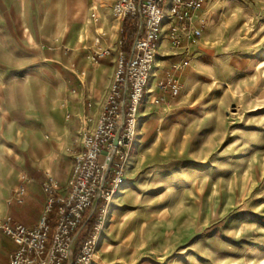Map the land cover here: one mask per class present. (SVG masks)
I'll use <instances>...</instances> for the list:
<instances>
[{
  "label": "rangeland",
  "instance_id": "rangeland-1",
  "mask_svg": "<svg viewBox=\"0 0 264 264\" xmlns=\"http://www.w3.org/2000/svg\"><path fill=\"white\" fill-rule=\"evenodd\" d=\"M10 4L0 0V192L11 190L19 178L10 197L21 205L27 197L23 172L31 150L25 139L29 126L20 112L27 91L33 84L55 89L62 58L72 59L74 40L96 62L110 50L100 37L90 40L84 28L86 20L101 16L95 11L22 14L10 13ZM113 6L112 18L121 26L113 79L98 116L82 121L66 192L51 176L43 181L41 216L47 180L57 184L56 195L71 193L74 163L83 153L84 135L102 114L118 58L133 55L139 26L132 19L114 18ZM129 26L134 28L131 39L124 33ZM172 26L176 23L164 24L157 42L133 145L123 160L108 163L104 175L109 182L114 167L123 163L122 188L84 214L74 234V252L91 237L96 218L108 206L91 264H264V0H203L193 19L201 35L195 41L185 37L179 46L170 39ZM164 41L175 53L168 57L165 75L153 81ZM169 80L177 83V95L160 86ZM41 95L42 100L55 99L56 93ZM106 152L105 146L100 166L106 165ZM5 218L19 223L10 216L0 220ZM38 222L19 224L34 227ZM7 238L11 240L0 231V264H10L15 250L10 253Z\"/></svg>",
  "mask_w": 264,
  "mask_h": 264
},
{
  "label": "built area",
  "instance_id": "built-area-1",
  "mask_svg": "<svg viewBox=\"0 0 264 264\" xmlns=\"http://www.w3.org/2000/svg\"><path fill=\"white\" fill-rule=\"evenodd\" d=\"M202 3L203 0H115L114 18L119 21L132 19L139 26L133 55L129 60L123 54L118 58L116 76L102 114L95 129L84 135L83 153L74 163L71 193L66 197L56 195L57 184L49 179L44 184L47 195L44 213L36 226L26 227L11 218L0 220V231L16 246L10 264H91L102 236L108 206L101 209L93 234L84 240L77 253L74 252V234L79 230L84 214L96 207L99 200L110 201L123 184V163L114 167L109 182L105 183L104 175L108 163L118 157L123 160L126 149L132 147L136 138L138 112L150 82L164 24L167 21L171 25L176 23L170 30V39L175 46H179L185 37L195 41L201 30L193 27V19ZM160 86L172 95L179 92L177 83L172 80ZM117 130L121 131L116 135ZM105 146L107 162L100 166L98 157ZM19 196H23V190Z\"/></svg>",
  "mask_w": 264,
  "mask_h": 264
},
{
  "label": "crops",
  "instance_id": "crops-1",
  "mask_svg": "<svg viewBox=\"0 0 264 264\" xmlns=\"http://www.w3.org/2000/svg\"><path fill=\"white\" fill-rule=\"evenodd\" d=\"M114 1L91 0L86 4L76 0L68 5L66 0H11L8 6L10 13L97 12L101 16L83 21L84 28L89 30L90 40L100 37L103 45L110 51L106 59L96 62L90 52H82L81 42L74 40L72 59L62 58L61 78L56 82L55 89L49 85L40 88L33 84L27 91L30 95L26 98L24 112L20 111L25 117V124L29 126L26 128L25 139L31 141L28 144L31 147L28 163L23 172L28 178L27 197L21 205L11 200L10 196L20 183L19 178L16 179L11 190L0 192V219L10 216L26 226L35 225L45 203L42 183L46 176L57 180L63 187L62 193L66 192L73 158L79 148L82 121L86 116H98L114 76L121 27L120 23L112 18ZM108 3H111L110 6ZM12 21L10 20V23ZM57 25L59 26L56 27H60V22ZM174 53L166 41L161 42L155 74H152L153 81L154 78L165 75L170 62L168 57ZM51 91L56 93L55 99H45L44 96L43 100L41 99V92ZM9 242L8 249L12 253L15 246L11 240Z\"/></svg>",
  "mask_w": 264,
  "mask_h": 264
},
{
  "label": "trees",
  "instance_id": "trees-1",
  "mask_svg": "<svg viewBox=\"0 0 264 264\" xmlns=\"http://www.w3.org/2000/svg\"><path fill=\"white\" fill-rule=\"evenodd\" d=\"M124 33L126 34V36L128 37V38H133L132 36H133V33H134V28L131 26H129L125 31H124Z\"/></svg>",
  "mask_w": 264,
  "mask_h": 264
},
{
  "label": "bare ground",
  "instance_id": "bare-ground-1",
  "mask_svg": "<svg viewBox=\"0 0 264 264\" xmlns=\"http://www.w3.org/2000/svg\"><path fill=\"white\" fill-rule=\"evenodd\" d=\"M122 188V187H121ZM120 190V189H119ZM122 191H120V194H121ZM111 205V204H110ZM95 258H98L97 256Z\"/></svg>",
  "mask_w": 264,
  "mask_h": 264
},
{
  "label": "water",
  "instance_id": "water-1",
  "mask_svg": "<svg viewBox=\"0 0 264 264\" xmlns=\"http://www.w3.org/2000/svg\"><path fill=\"white\" fill-rule=\"evenodd\" d=\"M115 143H116V141H115Z\"/></svg>",
  "mask_w": 264,
  "mask_h": 264
}]
</instances>
